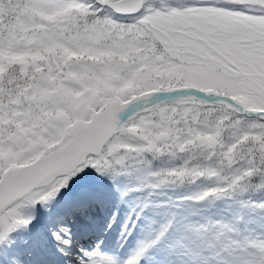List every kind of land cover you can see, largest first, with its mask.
<instances>
[{
	"label": "snow or ice",
	"instance_id": "6c2138e0",
	"mask_svg": "<svg viewBox=\"0 0 264 264\" xmlns=\"http://www.w3.org/2000/svg\"><path fill=\"white\" fill-rule=\"evenodd\" d=\"M0 264H264V0H0Z\"/></svg>",
	"mask_w": 264,
	"mask_h": 264
},
{
	"label": "bare ground",
	"instance_id": "6f19581e",
	"mask_svg": "<svg viewBox=\"0 0 264 264\" xmlns=\"http://www.w3.org/2000/svg\"><path fill=\"white\" fill-rule=\"evenodd\" d=\"M116 228H117V229L119 228V223H117ZM115 235H116L115 231H113L112 233H109V239H110V240H111V239H114V238H115ZM22 250H23V249H22Z\"/></svg>",
	"mask_w": 264,
	"mask_h": 264
}]
</instances>
